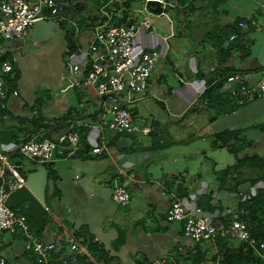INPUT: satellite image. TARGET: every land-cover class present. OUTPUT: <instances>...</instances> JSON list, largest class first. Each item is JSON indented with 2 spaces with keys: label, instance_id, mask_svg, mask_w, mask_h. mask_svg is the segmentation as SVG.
<instances>
[{
  "label": "crops",
  "instance_id": "0c3cea01",
  "mask_svg": "<svg viewBox=\"0 0 264 264\" xmlns=\"http://www.w3.org/2000/svg\"><path fill=\"white\" fill-rule=\"evenodd\" d=\"M62 1L64 19L50 39L35 43L27 36L12 44L0 38V77L9 89L4 108L0 102V169L11 165L26 179L39 163L19 148L32 137L57 140L78 131L79 149L48 165L43 212L29 187L13 191L9 205L27 215L43 243L56 244L48 264H62L71 236L86 247V264H223L226 248L242 241L196 242L167 212L182 200L227 223L260 195L252 224L264 228V163L238 161L264 159V98L239 106L229 100L226 82L235 73L249 83L264 76V0ZM104 12L121 23L148 16L152 28L137 33L135 46L161 53L148 90L130 107L134 128L121 133L95 126L102 100L95 88L66 89L71 64L80 59L72 54L89 47ZM219 80L217 92L207 93ZM228 131L233 136L225 146L220 135ZM95 146L103 152L94 153ZM116 185L128 188L130 204L114 201ZM0 238L6 264H41L23 234ZM221 239L231 242L222 248ZM89 242L103 251H91Z\"/></svg>",
  "mask_w": 264,
  "mask_h": 264
},
{
  "label": "built area",
  "instance_id": "2783aa9c",
  "mask_svg": "<svg viewBox=\"0 0 264 264\" xmlns=\"http://www.w3.org/2000/svg\"><path fill=\"white\" fill-rule=\"evenodd\" d=\"M65 12L66 4L62 0H34L33 3L30 0H0V38L12 44L23 41L36 20L51 19L59 24ZM104 15L107 18L100 19L94 25V37L89 47L81 54H72L74 57L79 55L80 59L71 64L73 78L66 89L95 88L102 99L101 116L95 126L105 125L110 131L121 133L134 128L130 123V107L148 90L161 53L154 47L138 50L135 46L137 33L141 29L152 28L148 16L138 22L121 23L111 13L104 12ZM239 24L248 27L245 22ZM236 36L232 35L231 38ZM3 66L5 71L12 69L10 63L4 62ZM226 82L229 85V100L239 106L264 98V76L255 83H249L242 74L235 73L229 75ZM8 92L5 80L0 77V102H3V108ZM12 94L18 96L19 91L15 89ZM108 115H112V118H108ZM79 143L80 133L73 130L57 140L32 137L22 142L19 150L25 157L41 163L75 154ZM103 149L95 146L92 151L101 154ZM0 177V233L23 234L26 249L35 253L38 263L48 264L56 244L43 243L32 230L27 215L13 209L8 203L9 195L25 185V177L11 165L1 167ZM113 199L125 206L131 203L132 196L128 188L116 185ZM167 215L170 221L180 223L184 234L196 242H215L222 237L240 240L256 250L264 251V241L253 235L250 225L243 219V210L236 211L229 222L222 224L214 221L202 207H190L182 200H176L168 208ZM71 239L69 252L62 257L61 263L84 264L80 258L86 252V247L76 237L71 236ZM2 245L0 238V247ZM0 264H6L4 257H0ZM154 264L167 263L158 260Z\"/></svg>",
  "mask_w": 264,
  "mask_h": 264
},
{
  "label": "trees",
  "instance_id": "16d2710c",
  "mask_svg": "<svg viewBox=\"0 0 264 264\" xmlns=\"http://www.w3.org/2000/svg\"><path fill=\"white\" fill-rule=\"evenodd\" d=\"M71 37V36H70ZM1 61L2 62H6V57H2L1 58ZM12 62L13 59H12ZM221 80V79H220ZM220 80L217 82H215L208 90H207V93H210V92H217L218 88L216 87H219L220 84H222V82H220ZM220 82V83H219ZM217 93L213 94L212 97H213V100H217ZM236 135V134H234ZM220 136H222V141H223V145L225 146H228V142L230 141L231 137L233 136L232 132L228 131V132H223ZM230 147V146H229ZM228 148V147H227ZM232 150V149H231ZM262 160H264L263 158L261 157H258L256 155L254 156H245L243 157L242 159H238V161L243 164V163H247L249 161H251L254 166H257V165H261L262 163ZM254 161H257L258 163H254ZM255 199V198H254ZM252 199V200H254ZM261 197L260 195L256 196V203L254 201H252V204L249 205L247 203H245L244 205H242L239 210H243V219L245 221L248 222V224L250 225V223L252 224L255 223V219L256 217H254V212H255V205L258 204V202L260 201ZM201 207V206H200ZM203 208V207H202ZM13 209L15 210H18L20 213H23L25 214L24 212H22L21 210H19L18 208H14ZM251 216V217H250ZM29 220V218H28ZM30 222V221H29ZM224 224V223H222ZM251 227V232L253 233V235L261 240V241H264V228L262 225H253L252 226L250 225ZM220 242H223L224 246H221L222 248H225L228 246V244L231 242V240L229 239H221L219 240ZM86 242V241H84ZM90 245L88 244V246L91 248V251L93 252H96L98 253L99 251H103L102 247L100 245H97V244H92L91 242H89ZM233 248H226V252H225V256H224V261H223V264H263L264 263V257H263V253L264 251H259L260 253H257L256 249L252 248L251 246H249L247 243L245 242H240V244L235 247L234 245H232ZM231 246V247H232ZM63 253V252H62ZM95 253V254H96ZM53 254V253H52ZM61 254V253H60ZM97 255V254H96ZM83 256V255H82ZM81 256V261L86 264L83 260ZM85 257V255H84ZM87 258V257H86ZM110 259V258H109ZM97 260L98 261H101L102 258L100 256L97 255ZM89 264H93V263H89ZM104 264H107L106 262H104Z\"/></svg>",
  "mask_w": 264,
  "mask_h": 264
},
{
  "label": "water",
  "instance_id": "95a60500",
  "mask_svg": "<svg viewBox=\"0 0 264 264\" xmlns=\"http://www.w3.org/2000/svg\"><path fill=\"white\" fill-rule=\"evenodd\" d=\"M151 2H157L160 3L159 1L151 0ZM58 30V24L56 21L48 19H40L36 20L32 27L29 28L28 30V37L32 39L35 43L41 42V41H46L53 37ZM108 118H112V115H108ZM54 164V161H49V162H41L38 165L34 166L33 171H31L27 176H26V183L22 187L18 188H31L32 191L34 192V195H32L29 192V196L32 199V204L36 205L37 211L43 212L44 205L43 202L45 200V188L48 182V176H49V171H48V165L52 166ZM250 185V182H246L241 184L242 188H246ZM17 190V189H16ZM13 194V192L10 194V196ZM10 196L8 198V202L10 199ZM10 204V203H9Z\"/></svg>",
  "mask_w": 264,
  "mask_h": 264
},
{
  "label": "rangeland",
  "instance_id": "374dc122",
  "mask_svg": "<svg viewBox=\"0 0 264 264\" xmlns=\"http://www.w3.org/2000/svg\"><path fill=\"white\" fill-rule=\"evenodd\" d=\"M36 234H38V233H36Z\"/></svg>",
  "mask_w": 264,
  "mask_h": 264
}]
</instances>
